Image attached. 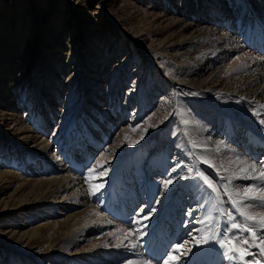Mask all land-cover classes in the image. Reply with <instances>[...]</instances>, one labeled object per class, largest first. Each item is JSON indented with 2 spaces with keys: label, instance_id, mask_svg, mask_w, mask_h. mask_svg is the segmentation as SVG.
<instances>
[{
  "label": "bare ground",
  "instance_id": "1",
  "mask_svg": "<svg viewBox=\"0 0 264 264\" xmlns=\"http://www.w3.org/2000/svg\"><path fill=\"white\" fill-rule=\"evenodd\" d=\"M153 1H156L155 11L141 12L145 17L140 19L137 12L132 10L133 4L127 0H99L102 11L87 17L89 22L95 25L98 23L103 28L97 30L103 40L107 38L110 30L118 33L110 17L108 18L107 6L120 3V6L125 5L123 13L127 15L131 25L149 40V45L165 47L170 44L168 49L163 50L162 55L167 56L170 66L176 65L186 69L182 81H175L176 86H171L172 83L170 85L171 90L177 87L174 91L176 94L171 93L168 96L164 94L158 107H155V113L146 117L144 123L137 120L142 119L152 109L151 97L154 94H149V91L156 89L158 85L151 81L152 67L149 65L143 67L144 60L132 71L139 74V79L133 80V85L128 88L123 105L122 91L131 81V74L123 70L120 76L113 74L103 96L101 93L103 90L99 89L102 85L99 83L102 81L100 75L103 74L104 68L100 69L98 75L95 70L90 71L89 73L93 75L90 80L94 81L96 89L88 87V91L98 103L91 102L93 109L89 112L88 109L84 111L87 107L85 103L88 101L86 97L88 93L82 90L85 86L79 81L74 84L78 87L76 99L66 96V90L70 88L74 74H70L65 83L62 82L61 74L68 73L71 57H67L63 63L56 58V54L53 55L55 59L49 55L48 50H52L54 44L61 45V42L59 43V35L49 36L45 30L50 23L56 26L59 14H54L51 22L45 21L42 19L43 5L39 4L40 1L32 5L27 1L25 4L26 10L29 7L33 8L34 18L31 21L39 28L38 37L42 42L38 53L47 56L46 62L41 60L46 63L41 74L40 58L43 59V55L40 57L36 55L26 69L21 68L18 74L15 73L20 65L16 52L22 46L23 36L14 32L18 48L12 51L13 45L7 41L9 37L1 40L3 37L0 32V67L3 66L0 68V206L13 199L17 201L16 205L6 208L10 204L8 203L0 210V264H163L165 260L168 264H243L241 259L229 260L226 249L221 248L218 242L224 236L246 238L248 234L231 227L225 229V220L221 214L225 203L226 206L228 203L221 198L223 192L221 186L224 175L227 174L229 179H232L229 189L234 192L233 195L240 193L239 196L236 195L240 203L248 207L251 214L264 215V208L254 207L256 202L243 198L245 190L249 187H252L257 195L264 190V179L242 178L245 175L259 176L264 172V153L260 151L262 144L255 141L256 139L261 141L260 137L264 136V123L260 119L263 117L260 108H264V0H261L260 6L254 4L255 0H242L241 4L240 1L231 0V7L227 2L223 8L210 5L211 11H214L213 15L203 16L200 15L204 7L202 2L194 5L189 2L190 0ZM50 2L48 6L52 7L53 14L57 10V5L52 0ZM76 6V14L82 16L81 11L82 8H86V4L79 2ZM233 11L237 13L235 16ZM213 22L222 25L221 28L226 32L221 30L219 33L211 29L210 25ZM24 27L23 21V26H17V29L25 33ZM83 28L80 41L82 47L86 48L83 61L94 66L100 56L103 57L104 64L106 60L109 61V58L116 56L114 51L110 54L107 52L115 43L107 42L106 51L101 54L98 47L100 42L96 44L93 37L94 28L89 29L88 26ZM107 28L109 31H105ZM6 30L7 27L1 29L7 33ZM77 34L80 33L73 31L71 35L70 49ZM199 43H202L203 51L193 57L189 49ZM115 46L121 49L118 44ZM132 62L128 53L117 66L124 64L128 66ZM202 63L208 65L200 67L205 69L199 70L197 64ZM210 68L214 69L210 71ZM50 69L56 70L55 73H50ZM13 75L16 77L10 81L9 87H6V82L11 80ZM97 78L99 79L96 80ZM183 81L185 82L182 83ZM204 85L211 86V97L205 95L202 88ZM48 86L51 87V95L44 93L49 90ZM16 91L20 92L21 98H25L22 105L25 107L23 113H20L21 102L17 104ZM133 98L141 104L139 115L131 116L134 123L130 128L127 131L119 129L108 144L107 141L115 129L123 123L125 119L123 111ZM63 99L66 101V108L61 110L60 116L59 104ZM191 99L200 103L207 99L210 104L200 107L214 109L218 116L215 115V118L211 119L208 112L201 116L197 109L189 111ZM233 103L236 105L237 113L246 111L239 109L243 108V104L255 107L257 118L249 119L253 127L251 125L246 128L255 129L260 137L248 134L245 142H242L241 139L245 135L240 133L239 128L243 125L241 121L233 128L227 124L228 120L234 118L235 121L239 120L237 118L239 116L226 113ZM79 106L80 108H77ZM201 108L199 110H202ZM96 115L100 120L94 118ZM248 116L251 118L250 112ZM74 117L88 122L96 120L95 125L100 131L91 134L98 136L94 138L87 136V139L83 136L85 140L77 146L75 138L71 139V134L67 132L69 131L67 125ZM198 117L208 119L210 124L214 120L215 123L219 121L221 126L217 128L209 126L203 130ZM159 120V124L151 125V122ZM55 123L57 128L48 138ZM6 125L10 127L3 130ZM169 133L171 135L165 139ZM83 135H86L85 132ZM103 145L106 151L98 158L94 157ZM174 147L179 148L176 149L173 161L169 163L168 158ZM134 148L137 149L136 154L129 157L130 159L127 158L130 162L133 161V164L137 162V158L145 160L151 155L149 178L138 182L139 194L136 191H134L136 194L132 193L129 189L132 193L131 196L129 193L130 207L126 212L120 213L112 204L111 187L115 186L117 179L120 178L118 174L117 178L115 177L118 166L121 163L125 164L123 161L125 155ZM156 148L158 149L154 152ZM253 164L256 166L255 173H252L249 167ZM155 167L160 170L157 174L166 176L165 182L172 181L167 190L164 189L163 182L162 196L157 200L160 190L157 182L152 179L156 175ZM218 171L220 175H217ZM146 172L145 170V174ZM204 177L217 188L218 197L208 188ZM239 177L246 184L250 182L248 186L240 185L237 182ZM16 182L15 190L9 196H4L6 189L11 188ZM131 182L133 184V181ZM192 185L196 190L192 189ZM185 195L189 197L187 203H183L185 199L182 197ZM198 198L202 204L198 203ZM137 202L143 206L133 218H129L128 214L135 209ZM191 204L196 205H192L190 210ZM185 205H189V208L185 215L186 223L182 226L180 221L184 216L182 209ZM153 208L155 211L149 215ZM234 211L237 215L232 213L229 216L241 217L236 208ZM176 213L177 221L175 223L169 221V226L165 230V221L170 220V216ZM238 220L239 218L236 221ZM256 234L259 238L261 235L259 228L256 229ZM204 236H207L206 243L201 241V237ZM185 237H188V240L181 243ZM247 239L251 241V236L249 235ZM82 240L89 243L78 246L82 244ZM198 241L201 242L197 243ZM183 245L191 251L184 252L183 247L178 251H172L173 248ZM243 247L256 254L253 256L254 262L263 264L258 248L256 251L254 247L248 245ZM169 253L173 258L169 257ZM237 255L239 256V253ZM155 258H160L161 263L154 261ZM244 260L248 261L247 256ZM254 262L251 264H256Z\"/></svg>",
  "mask_w": 264,
  "mask_h": 264
},
{
  "label": "rangeland",
  "instance_id": "2",
  "mask_svg": "<svg viewBox=\"0 0 264 264\" xmlns=\"http://www.w3.org/2000/svg\"><path fill=\"white\" fill-rule=\"evenodd\" d=\"M27 1L31 5L35 4V3H38L40 1L39 4L43 5L42 6L43 7L42 19L45 20V21L51 22L52 21V16L54 14H59L60 15L58 17V23L56 24V26L55 25L53 26L50 23V25L47 27L45 32L49 36L59 35L58 37H60V38H58V39H59V43L61 42V45L54 44L53 49L52 50L49 49L48 51H49V55L53 56V55L56 54V58L60 59L63 63H65L67 57L68 58H69V56L71 57L72 61L70 63V69H69V71H67L68 73L67 74L66 73L61 74L62 82L65 83L66 79L69 78L70 74H72V73L74 74V75H72V77L74 76V79L71 80V83H70L71 86H70L69 89L66 90V96H68V95H69V97L72 96V99H76L77 92H78V87L75 86L74 84L77 81H79L82 86L83 85L85 86V88L82 89V90L85 91L86 93H88V96H86V97H88V101H87V103H85V105H87V107H86V109H84V111H86L88 109L89 112H92L93 107H92V105H90V103L95 101V100H93L92 93H90L88 91V87L92 88V87L95 86L94 81L90 80L91 77L93 76V75H91L89 73L90 71H92V70L94 71L95 70V72H97V75H98V73L100 72V69L104 68L103 74L100 75V76H102V81H100V83H99L100 85H102V86H100L99 89L103 90L104 93L101 91L103 96H104V94L106 92V90H105L106 89V85L109 84V82H111V78L113 77V74L117 75V76H120L121 75L120 72H122V70L124 72H126V73L131 74V81L128 82V84H126L124 86V90L122 91V95H123L122 99H121V104H122L124 99H125V97L127 96L128 88L129 87L131 88V86L133 85V80H136V79L138 80L139 79V74L136 73V72L132 73V71H133V69L135 68V66L137 64H140L139 62L142 61V60H144L143 61L144 62L143 67L146 66V65H149V66L152 67L153 71L151 72L152 73L151 81L154 84H158L157 85L158 87L156 86V89H151L149 91V94H151V93L154 94L151 97L152 98V103H153L152 109H150L149 112H147V114H145L142 117V119H139L137 121L139 123H144L146 117L154 114L155 111H156V108L158 107L159 101H160L161 98L164 97L163 96L164 94L165 95L167 94V96H168V94H171V93H173L172 95L176 94V93H174V91H176L177 87L176 88L173 87L174 89L171 90L172 89L171 86H176L177 85V83L175 81H182L183 74H186V73H184L186 69L184 67H179V66H176V65H171L170 66V64L168 63L167 56L162 55V54H164L163 50L164 49H168V47H169L168 45H170V44L165 45V47H160L159 45H157L156 47H151L149 45V40H146L145 36L142 35L140 33V31H138L137 29H135L131 25L128 17H126L127 15H125L123 13V9H124L125 5L120 6V4H121L120 2H119L120 4L111 5L109 7L107 6V12H106L107 15H108V18L110 17V21H111L112 25L115 26L116 29L118 30V33H114L113 31L110 30V33L108 34L107 38L106 39L104 38L102 40L101 37H100L101 34L98 31L102 30L103 28H101L98 23L95 25L92 22H89V19L87 18V17H91L94 13H99L100 10L102 11V7H99V6H101L100 3H99V0H52L57 5V8H56L57 10H56V12H53V14H52V7L48 6V4L51 3L50 0H0V32L2 33V37H3V38H1V40L2 39L4 40V38L9 37L7 39V41H9L10 44L12 43L11 45H13V47H11V50L13 51L14 48L15 49L18 48L17 47L18 45H16L17 40L15 39L16 37L14 35L15 34L14 32H16L17 35H21V37L23 36L22 46H21V48H18V51L16 52L18 62L20 60V63H19L20 65L18 66V68H17V70L15 72L16 74L19 73L18 70H21V68L26 69V66L31 62L32 59L35 58L36 55L38 57L43 55V59H42V57L40 58V69H39L40 74L42 73V69L44 68V66H46V63H45L46 60L45 59H46L47 56L44 53H42V54L38 53V51L40 50L41 42H42V40H40V38L38 37L39 36V34H38L39 33V28H36L34 23H33L34 21L33 22L31 21L34 18L33 17V11L34 10H33V8L31 9L30 7L27 8V10H26L25 4H26ZM176 1H179V0H176ZM237 1L238 2L240 1L239 4H241V2H242V0H237ZM79 2H81V3L84 2L86 4V8L85 9L82 8V11H81L82 16H78L76 14V7H77L76 5ZM127 2H130V3L133 4L131 6L132 10L137 12L138 16H140L139 19L145 17V16L141 15L142 14L141 12H147V11L154 12L155 11V7H154L155 3L154 2H156V1H153V0H127ZM189 2L191 4H194V5L198 4L200 2H202V4H204V7L201 10V14H200L202 16L203 15H208V14L213 15L214 11L213 12L211 11V8H210L211 6L210 5H212V7H215V6L218 7L219 6V7L223 8L224 5H226L227 2L229 4V7H231V4H232L231 0L230 1L229 0H215V1H213V0H190ZM210 2H211V4H210ZM122 4H124V3L122 2ZM254 4L257 5V6L262 5L261 0H255ZM232 13H233V16H235L237 14L236 11H233ZM23 21L25 23V27H24L25 28V33H22L21 31H19L17 29V26L18 27L19 26H23ZM116 22L120 23V24L117 25ZM121 24H122V26H121ZM83 26L84 27L88 26L89 29H91V27L94 28L95 35L93 37H95L94 40L96 41V44L98 42H100V45L98 47H99V50H100L101 54H103V52L106 51L107 42H109V43L113 42L115 44H118V46L121 47V49L116 48L115 44L112 45L111 48L107 49L108 54H110L112 51H114L115 52L114 54L116 56L113 57V58H109L110 59L109 61L106 60L107 61L106 64L103 63V61H102L103 57L100 56V57H98L97 64L94 65V66L91 65L90 62L83 61L84 60V55H85L84 49H86V48L82 47V44L80 42L81 41V34H82L81 30L84 29ZM5 27H7V30H6L7 33L1 31V29L5 28ZM221 27H222V25H220L217 22H213L210 25L211 29H214L215 31H217L219 33H220L221 30H222V32L225 31V29H222ZM21 28H23V27H21ZM107 30L109 31V28H107L105 31H107ZM73 31L74 32L77 31L80 34H77V36H75L76 38L73 39L74 40L73 47H72V49H70L69 48L70 39L72 37L71 35H73ZM228 32H229V30H228ZM9 33H11V35ZM54 33H56V34H54ZM3 34H6V36H4ZM105 34H106V32H105ZM139 39L140 40L142 39L143 41L141 40V42H138ZM30 42H33L34 44L33 45H29ZM201 44L202 43H199L198 45L193 46L192 48L189 49V50L192 51L191 55L193 57L198 55V54H200L203 51V47L201 46ZM32 48L34 50H31ZM182 52H185V50H182ZM128 53H129L130 59L133 60L131 65L126 66L124 64L123 66H117V65H120V63H122L123 57L126 56ZM152 55H155V57L153 58ZM15 57H16V55L14 56V58ZM53 58H54V56H53ZM86 58L89 59L88 56ZM41 60H44L45 62L41 61ZM83 64H84V66H83ZM207 65L208 64L202 63V64H197V67L199 68V70L200 69L203 70L205 68H200V67H207ZM0 68L2 69L3 66H1ZM213 69L214 68H210L209 70L211 71ZM49 71H50V73H55L56 70L54 71L53 69H50ZM133 75H134V77L132 78ZM15 77L16 76L13 75L11 80L6 82V87L7 86L9 87L10 81L14 80L13 78H15ZM94 77H98V76L94 75ZM98 79L99 78H97L96 80H98ZM157 79H159V80H157ZM87 80H89V82H86ZM140 82H141V79L139 80L138 83L140 84ZM184 82L185 81H183L182 83H184ZM171 83H172V85H171ZM81 88H83V87H81ZM202 88L204 90L205 95H208L209 97H211V92H212L211 86L204 85V86H202ZM24 92H27V91H24ZM15 93H18L15 96L17 98V104H20V102H21V112L20 113H23V111L25 110V107H22V105L24 103L25 98H21L19 96V93H20L19 91L18 92L16 91ZM44 93H47V94L49 93L51 95V87H49V90L47 92H44ZM64 97H65V95H64ZM22 99H23V101H22ZM136 101L137 100L135 98H133V100L130 103V105L128 107H126V109L123 111L125 119L123 120V123L120 124V126H118L115 129L114 134L111 136L109 141H107L108 144L111 143V141L114 139V136H115L116 132L119 129H121V130L125 129L127 131L130 128V126L134 123L133 122V118L131 116L136 117L137 115H139V106L141 105L140 103H137ZM65 102L66 101H64V99H63L61 101V104H59V106L61 108L60 109V116H61V113H62L61 110H64V108H66ZM190 102H191V104H190V107H189L190 108L189 111H191V110L194 111V109H197V111L200 113L201 116L203 114H207L206 112H208V114L211 115V119L215 118L216 114L214 112V109L204 108V107L201 108L200 107L202 105L210 104V102L207 101V99L202 100L201 103L196 101L195 99H191ZM96 103H98V102L95 101V104ZM100 105L103 106L102 104H100ZM235 106L236 105L233 103V105H231V107H228L230 109L227 112L226 111L225 112L227 114H230V115L232 114L233 116H239V117H237V118H239V120L235 121L236 120L235 118L233 120H228V121L226 120L228 122L227 124L230 125V127L233 128L238 123V121H241V123L243 125L240 126V128H239L240 129V133L245 135L244 138L241 139L242 142H245V139L248 137V134H252V136L260 137V136H258V134H256V130L255 129H253L254 130L253 131V130H249V129L246 128V126H250L251 127V125L253 127V123L249 122V119L255 120L257 118V116H256L257 114H255V107H252V105H250V104H248V105L247 104H243L242 105L243 108H239V107L238 108L242 109V110H246V111L243 112V113L242 112L241 113H237V112H235L236 111L235 110V108H236ZM104 107L106 108V106H103V108ZM180 107H182V106H180ZM16 108L19 109L18 106ZM77 108H80V106L77 107ZM199 108H201L202 110H199ZM17 109H16V111H17ZM260 109H261L260 113L263 115V117H260V119H262L261 121L264 123V108H260ZM251 110L254 113H252ZM249 112L252 115L251 118H249V116H248ZM115 114H117V113H115ZM115 114H114V116H115ZM131 114H134V115H131ZM216 116H218V115H216ZM94 118L95 119L97 118V120H100L99 119L100 117H97V115L94 116ZM201 118L202 117H200V118L198 117V121H200V125H201L200 127H201V129L203 128V130L208 128L209 126H212V127L215 126L216 128L219 125L221 126V123L219 121H217V123H215L216 121L214 120V122L210 124V123H208V119L202 118V120H201ZM74 119L72 118V121L70 123L71 125L69 124L70 126L67 125L68 126L67 128L69 130L67 132H68L69 135L71 134L70 135L71 139H72V137L75 138L74 140L77 142L76 143L77 146H79L83 142V140L87 139V136H89L91 138H94V136H98L96 134H97V132L100 131V129H98V127L95 125V123L97 122L96 120L95 121L94 120H92V121L89 120V122H88L87 120L86 121L85 120H81V118H77V117H74ZM78 119L81 120V124H80V120H78ZM159 122H160V120L157 121V122H151V125H154V123L159 124ZM56 123L53 124V127L51 128V130L49 132L48 138L51 137L50 135H52V133L57 128ZM9 127H10L9 125H6L5 128L3 126V128H4L3 130L8 129ZM37 128H35V131L38 132ZM74 130H75V133H74ZM86 130H88V131H86ZM250 131L253 132L254 134L251 133ZM80 132H81V134H80ZM84 132H85L86 135H83ZM93 132L96 133V134H91ZM81 135H82V137H81ZM170 135H171V133H169V135L166 136L165 139L169 138ZM83 136L85 137V139H84ZM260 138H262V140H264V136H261ZM262 140L260 141L259 139L258 140L256 139L255 141L257 143L260 142L262 144V148L264 149V143H262ZM246 141H248V139ZM125 143L126 142H124V144ZM257 143H255V145L258 146ZM178 148L179 147H174L173 153H171L169 155L170 157L168 156L169 157L168 158L169 163H171V161H173L172 160V159H174L173 156L175 155V152H177L176 149H178ZM262 148H261L260 151L262 153H264V150ZM52 149H54V147H52ZM150 149H151V147L147 149V152ZM157 149L158 148H156L154 150V152ZM103 151H106V148L104 147V145L101 146V148H99V151L94 155V157L98 158V156L101 155V153ZM136 151H137V149H135V148L133 150H131V151H128V153L125 155L126 158L123 160L125 162L124 167L122 168L120 173H118V175L120 174L119 175L120 178L117 179L115 186H112V184H111V186H112L111 187L112 204H113V206L115 208H117V209L119 208L120 210L122 208L124 210H126V209H128L130 207L129 206V204H130L129 203V199H130L129 193L131 191H132V193L134 191H136L139 194V190H138L139 186H137V185H139L138 182L141 183V181H143L144 179L149 178L148 177V169L150 168L149 164L151 162L150 161L151 155L149 157L145 158V160H143V159L139 160V158H137L136 159L137 162H134V164H133V161L130 162L127 158L135 155ZM251 154H252V151L250 152V155ZM95 159L96 158H94V160ZM94 160H92V161L94 162ZM135 167H136V169H135ZM145 170L147 171L146 174H145ZM134 171H135V174H133ZM159 172H160V170H158L157 167H155L154 168V173H156V175L153 176V178H152V179H154L157 182L158 188L160 190V192L157 195L158 199L160 198V196H162V191L163 190L161 189V187L163 185V182H165L164 179L166 177L163 174H157ZM213 173H215V172H213ZM216 173H217V175H220L219 171L216 172ZM136 176H137V178H136ZM130 181H133V184H132V182L130 183ZM237 182H239L240 185H243V187L244 186L245 187L248 186V184L250 183V182H248L246 184V182H242L240 177L237 179ZM231 183H232V179H229L228 175L225 174L224 178H223V181H222V186H221V188H223V192L221 194V196H222L221 198L223 200H225V202L228 203V206H226V203H225V208L223 209L222 214H221L222 215L221 217H223L224 220H225V224H226L225 225V229H230V225L232 223H238L239 222L238 224L242 223L241 225H243L244 222H245L242 217H237V216H235V217L231 216L233 219H229V217H230L229 215H231L232 213L233 214L235 213L237 215V212L234 211L236 206H234L232 204L231 199L238 200L236 198V195H233L234 192L230 191V189H229V188H231V187H229L231 185ZM128 184H129V186H128ZM16 185H17V182L12 185L13 187L11 186V188L10 187L7 188L6 189V194L4 196H9V194H11L15 190ZM135 186H137V187H135ZM192 186H193L192 189L196 190V189H194V185H192ZM226 187H227V191H225ZM117 188H118V190H116ZM132 193H130V196L132 195ZM117 194H119V195H117ZM230 194H231V198H230ZM124 195H125V197H124ZM16 197H18V195H16ZM116 197H118V199ZM91 198H92V196H91ZM113 198H115V200H113ZM182 198L185 199L184 201H187L189 197L187 198V196L185 195ZM246 201H250V200H246ZM211 202H212V200H211ZM8 203H10V204L7 205ZM8 203L7 204L3 203L0 206V210H2V207L5 206V205H7L6 208L8 206L16 205L17 201L15 199H13L12 201H10ZM198 203L202 204V202L199 200V198H198ZM136 205L137 206L135 207L133 212L129 213L131 218L133 217V215L138 210H141V208L143 206V205H141L138 202L136 203ZM192 205H196V204H191L190 210L192 208ZM188 208L189 207L186 206L185 209H183V211L185 210L184 211L185 215L188 213ZM237 218H239L238 222L236 221ZM184 223H185V220H184L183 224ZM229 223H231V224H229ZM249 224L251 225V222ZM123 225H125V224H123ZM165 228H167V226H165ZM244 233H248V232H244ZM248 234L250 235V233H248ZM248 234H247L246 238L249 236ZM95 235L98 236L97 234H95ZM188 235H190V233ZM187 238L188 237H186L182 242H184L185 240H188ZM81 242H82V244H80L78 246H83L84 244H88L89 243V242H84L83 240ZM248 251L251 252V250H249V249H248ZM252 256H254V255H252ZM249 257H250V255H249ZM253 262H254V260H252L249 263L251 264ZM254 263H256V262H254Z\"/></svg>",
  "mask_w": 264,
  "mask_h": 264
},
{
  "label": "snow or ice",
  "instance_id": "3",
  "mask_svg": "<svg viewBox=\"0 0 264 264\" xmlns=\"http://www.w3.org/2000/svg\"><path fill=\"white\" fill-rule=\"evenodd\" d=\"M207 163V161H205ZM251 169L252 173L256 172V166L253 164L249 166ZM191 171V170H189ZM247 171V170H245ZM91 175V173H90ZM244 179H264V172H261L259 176H251V175H245L242 177ZM204 182L208 185V188L212 190L213 193H216L217 197L219 196V192L217 188L208 181L207 177H204ZM172 181L168 180L164 183V189L167 190L169 187V184H171ZM225 191H227V187L225 188ZM249 193H252L249 195ZM235 195L239 196L240 193H236ZM231 198V194H230ZM243 198L245 200H250L256 202L253 206L254 207H260L264 208V190H261L259 194L257 195L252 187H249L248 189L245 190ZM231 202L234 206H236V210L239 212L240 216L243 218L245 221L243 225L238 224V223H232L230 225L231 229H239L242 232H248L251 235V241L249 239L244 238V237H231L229 238L228 236H224L222 239H220L218 242L221 246V248L226 249V254H228V259L233 260V259H241L243 260V264H249L247 260H244L245 256L249 255H256L255 253H252L248 251L247 248H244L243 245H248L249 247H256L259 249V255L264 258V215L256 216L250 213L248 207L242 205L240 201L236 199H231ZM155 209H151L149 212V215L154 212ZM147 219V216L145 217ZM229 219H233L231 216ZM251 221L252 224L250 225L248 222ZM259 228L261 230V235L258 238L256 234V229ZM201 241L204 243L207 242V236L201 237ZM201 241H198L197 243H200ZM233 241H238V243H234ZM184 248V252L191 251L190 249L187 248L186 245L183 246H177L172 249V251H178L180 248ZM237 253H239V256H237ZM184 253H182L183 255ZM195 255V253H193ZM169 257H171V253H169ZM163 264H168V261L165 260L163 261ZM256 264H259L257 261Z\"/></svg>",
  "mask_w": 264,
  "mask_h": 264
}]
</instances>
